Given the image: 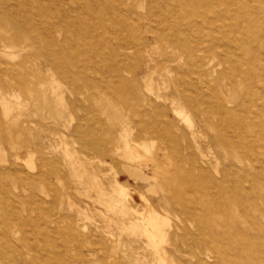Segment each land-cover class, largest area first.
<instances>
[{
    "label": "rangeland",
    "instance_id": "1",
    "mask_svg": "<svg viewBox=\"0 0 264 264\" xmlns=\"http://www.w3.org/2000/svg\"><path fill=\"white\" fill-rule=\"evenodd\" d=\"M0 151V264H264V0H0Z\"/></svg>",
    "mask_w": 264,
    "mask_h": 264
},
{
    "label": "bare ground",
    "instance_id": "2",
    "mask_svg": "<svg viewBox=\"0 0 264 264\" xmlns=\"http://www.w3.org/2000/svg\"><path fill=\"white\" fill-rule=\"evenodd\" d=\"M57 44V43H56ZM58 48V47H57ZM206 68V67H205ZM214 70V69H213ZM13 77V76H12ZM146 77H147V75H146ZM144 79V78H143ZM148 79V78H147ZM146 80V79H145ZM145 86V85H144ZM152 86H154V85H152V83L150 82V81H146V87H147V89H148V91L149 92H151L152 93V90H153V87ZM146 88H145V90H147ZM153 94V93H152ZM168 101V100H167ZM174 101V100H173ZM181 108H183V107H177L176 109H175V111L179 114V115H181L182 117H184V118H186V120H190V118L188 117V115H187V113H185L184 112V110H182ZM177 115V114H176ZM149 133H152V131L150 130V131H148ZM141 136V135H140ZM194 140V139H193ZM0 152H2V151H0ZM4 153V152H3ZM3 153L1 154V155H3ZM32 152H30V154H31ZM202 159L203 160H205L206 159V155L205 154H203L202 153ZM3 157H4V155H3ZM2 157V158H3ZM135 167V166H134ZM129 168H131V166L129 167ZM133 169V168H132ZM135 169V168H134ZM142 170V169H141ZM140 170V168L139 169H136L134 172H132L131 174L132 175H134V177H138V178H143V179H149L150 177L149 176H147L146 174L145 175H143L142 174V171ZM128 173H130V172H128ZM129 176H130V174H128ZM28 176V175H27ZM35 176V175H34ZM42 176V173H39V174H37V177H38V179L40 178ZM151 176V175H150ZM30 177H32V176H30ZM36 177V176H35ZM132 177V176H131ZM28 178V177H27ZM33 178V177H32ZM155 178V177H154ZM29 179H27V181H28ZM153 180V179H152ZM141 181V180H140ZM149 181H150V179H149ZM148 181V182H149ZM28 183V182H27ZM98 184V183H97ZM96 184V186L98 187V185ZM118 185V184H117ZM120 185V184H119ZM95 186V185H94ZM115 188H117V186L115 187ZM25 190V189H24ZM98 190V189H97ZM98 191H100V186H99V190ZM116 191V190H115ZM118 191H119V194L121 195L120 197L122 198L120 201L121 202H119V204L118 205H120V207H121V212H124V211H126L127 212V210H129V209H127V207L128 206H126L127 205V203L125 204V197H126V188L125 187H123L122 185H120L119 186V188H118V190H117V193H118ZM102 195H104L105 194V192H103V190H102ZM100 193V194H101ZM67 196H69V194H67ZM117 196H119V195H117ZM111 200V199H110ZM118 200V199H117ZM127 200V199H126ZM112 201H114L115 202V200H112ZM112 201H109V202H111V203H113ZM119 201V200H118ZM118 201H116V202H118ZM127 202V201H126ZM109 204V203H108ZM111 205V204H110ZM113 205H114V203H113ZM117 205V204H116ZM116 207V206H115ZM120 207H118V209H120ZM114 208V207H113ZM152 207H150V210L148 211V212H143V213H141L140 214V216L138 217L139 218V220L140 221H136L135 222V224H136V226H135V232H139L141 235H146L147 236V238L149 239V241H150V246L152 247V248H154L156 251H157V254H158V259H159V262L160 263H162V264H174V263H169L168 262V260H167V258H166V256H164V254L162 253V252H160L159 251V242L161 241V240H164L165 239V237L167 236V234H165L164 233V230H163V221H162V219H161V217H160V215L154 210V209H151ZM117 209V208H116ZM149 209V208H148ZM120 211V210H119ZM118 211V212H119ZM143 211H145V210H143ZM120 212V213H121ZM126 212H124L125 214H126ZM137 213V212H136ZM139 213V212H138ZM123 214V213H122ZM55 215V214H54ZM49 216V215H48ZM53 221H55L54 219H53ZM56 222V221H55ZM131 227L133 226V225H130ZM129 228V227H128ZM127 228V229H128ZM129 229H131V228H129ZM16 231H18V230H16ZM130 235V234H129ZM166 240V239H165Z\"/></svg>",
    "mask_w": 264,
    "mask_h": 264
}]
</instances>
